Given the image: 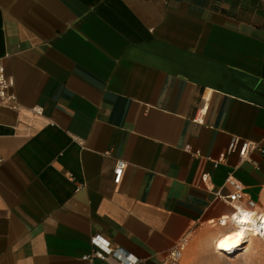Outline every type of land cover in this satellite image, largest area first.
Segmentation results:
<instances>
[{
  "label": "crops",
  "instance_id": "obj_1",
  "mask_svg": "<svg viewBox=\"0 0 264 264\" xmlns=\"http://www.w3.org/2000/svg\"><path fill=\"white\" fill-rule=\"evenodd\" d=\"M0 64V264H163L264 211V0H0Z\"/></svg>",
  "mask_w": 264,
  "mask_h": 264
},
{
  "label": "built area",
  "instance_id": "obj_2",
  "mask_svg": "<svg viewBox=\"0 0 264 264\" xmlns=\"http://www.w3.org/2000/svg\"><path fill=\"white\" fill-rule=\"evenodd\" d=\"M13 86V81L5 77L3 68L0 64V99L12 101L13 97L8 94V91ZM229 146L227 150L218 157V159L214 162V167H217L221 162H224L225 157L229 154H237L240 160L246 159L249 153L253 152L256 149V146L252 145L251 143H246L241 141L240 139L232 138L229 142ZM126 167V163L121 160L115 162V167L113 170V181L115 185H119L120 179L123 173L124 168ZM203 184H209L210 178L204 174L202 176ZM226 183L232 188V191L229 196L221 197L219 193H215L218 199L226 202L228 205L232 206L238 203L241 199L245 197L243 193V186L240 182L235 180L232 177H228ZM207 187V186H206ZM208 188V187H207ZM251 204V203H250ZM233 216L228 218H223L219 220L218 224L223 226L228 220L231 223H235V227L239 228L241 226V216L247 215V217H252L253 224L251 225L250 229H252V235L254 237H262L264 235V212H247L242 209H235ZM98 238H93L91 240L93 248V254L91 257L98 259L100 261H104L107 257H112L116 259L119 264H136V260L127 256L126 253L117 248H112L107 241H103L101 246L97 243ZM187 241H181L176 246L172 247V250L167 254L166 260L163 264H179L183 251L184 246ZM89 257H84V259H88Z\"/></svg>",
  "mask_w": 264,
  "mask_h": 264
},
{
  "label": "rangeland",
  "instance_id": "obj_3",
  "mask_svg": "<svg viewBox=\"0 0 264 264\" xmlns=\"http://www.w3.org/2000/svg\"><path fill=\"white\" fill-rule=\"evenodd\" d=\"M211 245L212 240L206 238L193 249L187 241L179 264H264V235L253 237L241 253L229 258H218Z\"/></svg>",
  "mask_w": 264,
  "mask_h": 264
},
{
  "label": "bare ground",
  "instance_id": "obj_4",
  "mask_svg": "<svg viewBox=\"0 0 264 264\" xmlns=\"http://www.w3.org/2000/svg\"><path fill=\"white\" fill-rule=\"evenodd\" d=\"M240 218L242 224L239 228L235 227V223H232V232L213 238L211 246L218 258H229L241 253L247 247L246 244L254 237L251 232L252 229H250L253 224L252 217L249 218L247 215H243Z\"/></svg>",
  "mask_w": 264,
  "mask_h": 264
},
{
  "label": "snow or ice",
  "instance_id": "obj_5",
  "mask_svg": "<svg viewBox=\"0 0 264 264\" xmlns=\"http://www.w3.org/2000/svg\"><path fill=\"white\" fill-rule=\"evenodd\" d=\"M223 247V245H221Z\"/></svg>",
  "mask_w": 264,
  "mask_h": 264
}]
</instances>
